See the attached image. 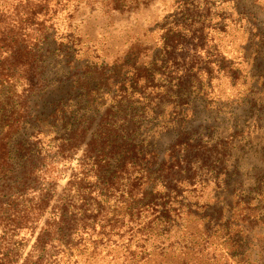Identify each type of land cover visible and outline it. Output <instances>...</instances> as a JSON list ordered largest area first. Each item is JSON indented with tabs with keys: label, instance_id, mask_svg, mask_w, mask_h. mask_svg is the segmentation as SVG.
<instances>
[{
	"label": "rangeland",
	"instance_id": "rangeland-1",
	"mask_svg": "<svg viewBox=\"0 0 264 264\" xmlns=\"http://www.w3.org/2000/svg\"><path fill=\"white\" fill-rule=\"evenodd\" d=\"M68 2L55 20L58 37L75 40L82 59L122 68L126 88L135 70L148 79L140 92L161 103L170 123L175 118L205 129L207 150L217 147L211 150L215 166L195 171L202 180L196 176L200 182L182 187L171 203L161 199L143 207L148 200L127 214L118 197L100 207L92 201L69 251L58 252L50 242L58 223L51 202L33 225L34 236L32 230L9 236L14 264L27 263L40 234V242H48L44 264H264V0ZM179 84L186 111L177 114ZM50 92L60 97L66 88ZM48 96L32 99L28 126L30 135L39 126L47 139L56 132L43 114ZM171 139L164 135L163 149ZM80 156L53 187L54 201ZM160 204L171 207L168 217L152 212ZM31 259L38 262L36 255Z\"/></svg>",
	"mask_w": 264,
	"mask_h": 264
},
{
	"label": "trees",
	"instance_id": "trees-1",
	"mask_svg": "<svg viewBox=\"0 0 264 264\" xmlns=\"http://www.w3.org/2000/svg\"><path fill=\"white\" fill-rule=\"evenodd\" d=\"M69 3L0 0V264H14L8 239L30 230L34 236L33 225L51 202L58 223L50 242L58 252L69 251L92 201L100 207L118 197L127 214L148 200L143 207L161 199L171 203L182 187L202 180L197 171L215 166L211 150L217 147L207 150L205 129L196 131L175 118L170 123L161 103L140 92L148 79L135 70L126 88L122 68L82 59L73 38L58 37L55 20ZM55 66L65 69L54 71ZM59 86L66 92L57 97L50 91ZM180 86L174 94L177 114L186 111L181 101L186 90ZM43 94H49L43 114L56 131L49 139L39 126L28 132L32 99ZM163 134L172 135L166 149L160 144ZM80 151L75 173L54 201L53 187ZM166 204L152 212L168 217L172 209ZM40 235L26 264H44L48 242H40ZM35 255L38 262H32Z\"/></svg>",
	"mask_w": 264,
	"mask_h": 264
}]
</instances>
